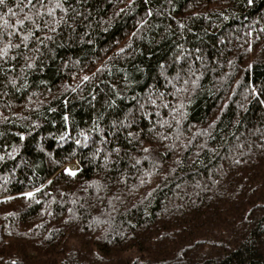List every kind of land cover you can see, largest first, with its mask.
Wrapping results in <instances>:
<instances>
[{"label":"trees","instance_id":"16d2710c","mask_svg":"<svg viewBox=\"0 0 264 264\" xmlns=\"http://www.w3.org/2000/svg\"><path fill=\"white\" fill-rule=\"evenodd\" d=\"M0 264H264V0H5Z\"/></svg>","mask_w":264,"mask_h":264},{"label":"rangeland","instance_id":"374dc122","mask_svg":"<svg viewBox=\"0 0 264 264\" xmlns=\"http://www.w3.org/2000/svg\"><path fill=\"white\" fill-rule=\"evenodd\" d=\"M75 164H72V163H70V164H66L65 165V168L67 169V170H69L70 172H74L75 170H73V169H71L69 166H74ZM76 166V165H75ZM76 169H77V167H76Z\"/></svg>","mask_w":264,"mask_h":264},{"label":"bare ground","instance_id":"6f19581e","mask_svg":"<svg viewBox=\"0 0 264 264\" xmlns=\"http://www.w3.org/2000/svg\"><path fill=\"white\" fill-rule=\"evenodd\" d=\"M71 169L76 170V166H69Z\"/></svg>","mask_w":264,"mask_h":264},{"label":"snow or ice","instance_id":"6c2138e0","mask_svg":"<svg viewBox=\"0 0 264 264\" xmlns=\"http://www.w3.org/2000/svg\"><path fill=\"white\" fill-rule=\"evenodd\" d=\"M5 0H0V5L4 4Z\"/></svg>","mask_w":264,"mask_h":264}]
</instances>
